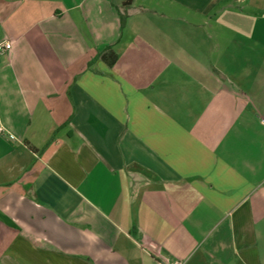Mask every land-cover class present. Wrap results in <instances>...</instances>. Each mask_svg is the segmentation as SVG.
I'll list each match as a JSON object with an SVG mask.
<instances>
[{
    "label": "crops",
    "instance_id": "1",
    "mask_svg": "<svg viewBox=\"0 0 264 264\" xmlns=\"http://www.w3.org/2000/svg\"><path fill=\"white\" fill-rule=\"evenodd\" d=\"M6 42L0 264H264V0H0Z\"/></svg>",
    "mask_w": 264,
    "mask_h": 264
},
{
    "label": "trees",
    "instance_id": "2",
    "mask_svg": "<svg viewBox=\"0 0 264 264\" xmlns=\"http://www.w3.org/2000/svg\"><path fill=\"white\" fill-rule=\"evenodd\" d=\"M133 0H125V5L132 4ZM122 22H124V17L121 16ZM100 58L109 64V66H114L117 62V54L114 51L113 47H107L102 53L100 54Z\"/></svg>",
    "mask_w": 264,
    "mask_h": 264
},
{
    "label": "built area",
    "instance_id": "3",
    "mask_svg": "<svg viewBox=\"0 0 264 264\" xmlns=\"http://www.w3.org/2000/svg\"><path fill=\"white\" fill-rule=\"evenodd\" d=\"M12 48V45L10 42H6V43H0V52L1 51H8ZM5 132V129L3 127H0V133ZM168 264H183L181 261H174L172 263H168Z\"/></svg>",
    "mask_w": 264,
    "mask_h": 264
}]
</instances>
